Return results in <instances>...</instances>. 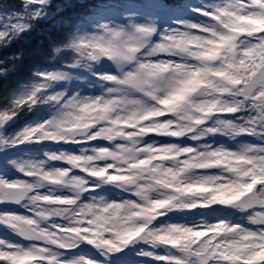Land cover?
<instances>
[{"label": "snow or ice", "instance_id": "1", "mask_svg": "<svg viewBox=\"0 0 264 264\" xmlns=\"http://www.w3.org/2000/svg\"><path fill=\"white\" fill-rule=\"evenodd\" d=\"M0 264H264V0H0Z\"/></svg>", "mask_w": 264, "mask_h": 264}, {"label": "trees", "instance_id": "2", "mask_svg": "<svg viewBox=\"0 0 264 264\" xmlns=\"http://www.w3.org/2000/svg\"><path fill=\"white\" fill-rule=\"evenodd\" d=\"M49 25H42L41 28L44 31H47ZM41 39V37L39 36H35V34L33 35V37L29 38V42L25 43V42H21V44L19 45H14L13 48L9 49L8 54H11L12 52L16 51L17 48H23L26 50H32L35 49L38 44H39V40Z\"/></svg>", "mask_w": 264, "mask_h": 264}]
</instances>
